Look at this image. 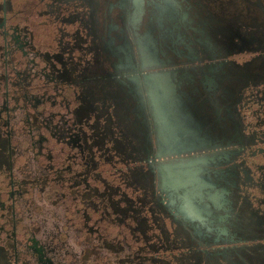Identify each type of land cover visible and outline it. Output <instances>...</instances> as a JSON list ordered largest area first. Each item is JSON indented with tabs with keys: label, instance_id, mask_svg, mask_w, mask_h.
<instances>
[{
	"label": "flooded vegetation",
	"instance_id": "obj_1",
	"mask_svg": "<svg viewBox=\"0 0 264 264\" xmlns=\"http://www.w3.org/2000/svg\"><path fill=\"white\" fill-rule=\"evenodd\" d=\"M207 1L0 0V264H264V5Z\"/></svg>",
	"mask_w": 264,
	"mask_h": 264
},
{
	"label": "rangeland",
	"instance_id": "obj_2",
	"mask_svg": "<svg viewBox=\"0 0 264 264\" xmlns=\"http://www.w3.org/2000/svg\"><path fill=\"white\" fill-rule=\"evenodd\" d=\"M253 1V0H251ZM256 1V0H255ZM261 4L264 5V0H258ZM208 3L212 4L213 6V10L214 11H219V9L221 8H227V7H231L232 5H234V7H237V8H242L243 6H246L247 4H249L248 0H208L207 1ZM234 7L232 8H229L230 10L233 9ZM255 9H258L255 4L253 6ZM250 9H252V6L250 7ZM260 9V8H259ZM259 12V14H258ZM257 15H259L260 18H262L261 16V10H258L257 11ZM229 16V15H228ZM227 16V17H228Z\"/></svg>",
	"mask_w": 264,
	"mask_h": 264
},
{
	"label": "bare ground",
	"instance_id": "obj_3",
	"mask_svg": "<svg viewBox=\"0 0 264 264\" xmlns=\"http://www.w3.org/2000/svg\"><path fill=\"white\" fill-rule=\"evenodd\" d=\"M139 7V6H138Z\"/></svg>",
	"mask_w": 264,
	"mask_h": 264
}]
</instances>
